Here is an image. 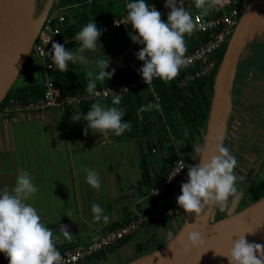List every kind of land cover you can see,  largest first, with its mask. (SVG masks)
<instances>
[{
    "label": "crops",
    "instance_id": "0c3cea01",
    "mask_svg": "<svg viewBox=\"0 0 264 264\" xmlns=\"http://www.w3.org/2000/svg\"><path fill=\"white\" fill-rule=\"evenodd\" d=\"M112 1L114 3L117 0ZM129 1L119 0L121 8L116 11L113 8L112 14L124 13ZM149 1L145 0L146 3ZM45 2L40 4V0H36L37 8H41ZM63 2L64 0H51L52 9L58 8ZM185 8L192 15L199 12L196 7ZM81 10L82 8L74 15L70 10L66 12L69 20L77 23L82 17ZM168 12L162 16L165 21ZM115 32L108 37L100 36L98 40L101 45L108 42L113 44L114 40L124 44L121 49L114 52L111 50L108 57L109 68L106 71L115 69L117 72L123 67H138L140 60L135 53L143 45L133 42L132 36L137 33L130 28ZM263 34L258 35L245 48L231 89L233 110L224 146L230 149L238 161L234 172L241 200L234 212L244 207L243 201L251 182L258 171H264V71L250 59L254 52V41L262 39ZM201 39L198 31L185 37L188 47H197ZM77 47L79 46L67 49L75 51ZM40 59L37 69L28 66L25 72L20 73L15 88L42 84L46 76V59ZM71 68L86 76L87 71L79 63ZM78 112L87 114L82 107L67 111L50 109L12 114L0 110V189L7 187L11 190L20 169H25L32 175L39 191L28 203L37 209L43 222L54 230L53 237L60 252L71 250L77 243L90 241L101 233L128 222L134 206L148 209L151 218L139 233L97 256L93 262L125 264L144 255L142 251L147 254L169 241L168 233L171 232L174 237L185 222L188 213L179 207L176 198L181 194V184L187 182V174L181 183L172 187L162 198L144 197L151 182L159 178L161 173L163 175L174 161L175 152L178 156L183 153L181 142L172 133L168 135V143L164 142L159 126L149 136L143 137L118 139L111 132L100 134L95 130H89L85 135L87 121L71 119ZM150 137L152 142L147 144ZM194 146H202L199 139ZM189 151L187 149L186 153ZM199 156L200 153L195 151L190 157V165H195ZM85 168L99 174L101 186L98 190L86 182ZM146 170L150 179L148 181L144 178ZM93 202L101 205L104 213L110 217L107 224L94 222L91 212ZM232 204L230 198V208ZM68 211L73 213L70 218L65 215ZM216 211V219H220L230 209ZM152 221L155 222L154 226L150 224ZM60 225H66L72 233L71 241H67L59 232ZM0 264H8V258L2 252Z\"/></svg>",
    "mask_w": 264,
    "mask_h": 264
},
{
    "label": "clouds",
    "instance_id": "9594fccd",
    "mask_svg": "<svg viewBox=\"0 0 264 264\" xmlns=\"http://www.w3.org/2000/svg\"><path fill=\"white\" fill-rule=\"evenodd\" d=\"M194 3L199 10V15L195 18L184 7L183 0H165L164 6L170 9L166 21L162 19V13L145 0H130L127 3L126 19L137 33L132 36V40L143 45L135 53L137 59L143 61L137 71L147 85L151 84L154 78L165 82L171 81L179 75L182 68L188 66L185 37L203 30L205 25L198 22L200 18L207 17L214 10L218 11L223 7V0H194ZM105 31L106 29L98 28L97 23L90 20L74 37V41L79 43L75 51L53 41L47 54L57 70L67 72L69 62L89 63L85 53L95 52L98 46H102L98 40ZM94 63L99 72L86 73L88 79L86 91L89 95L99 96L100 93L96 91L97 82L104 83L110 79L115 69L106 71L109 68V58L97 59ZM121 101L122 96L113 92V106L105 107L101 103H92L87 114L82 115L78 112L72 115L71 119L87 121L85 135L89 130L92 132L95 130L100 134L111 132L120 136L130 129V122L122 119L126 115L125 109L117 107ZM160 108L159 102L156 101L142 105L139 111ZM207 141L210 143L207 149L205 146L195 147V151L201 154V159L195 165H188L181 160L178 162L176 173L168 177L171 180L181 169L187 167L188 179L181 184V194L176 198V203L185 213H195L196 217H202L206 206L227 211L230 209V198L233 203L239 198L237 176L234 172L238 161L230 149L224 146V134L208 137ZM205 152L207 158H204ZM84 171L86 182L98 190L101 186L99 174L89 168H85ZM38 191L32 175L25 169L18 171L11 190L7 187L0 189V252L8 258V264H64V257L57 249L53 237L54 230L43 222L37 209L28 203L34 199ZM91 212L96 223L107 224L110 221L102 206L95 202L91 205ZM72 214L68 211L65 215L70 218ZM189 228L194 229L195 224L189 225ZM59 232L67 241L72 240V233L66 225H60ZM246 233L252 232L233 234L236 239H233V236L230 238L227 250L215 251V254L226 257L228 264H264V245L249 242ZM168 240H173L171 232L168 233ZM186 241L183 244L185 253L205 244L204 236L197 230L188 231Z\"/></svg>",
    "mask_w": 264,
    "mask_h": 264
},
{
    "label": "built area",
    "instance_id": "2783aa9c",
    "mask_svg": "<svg viewBox=\"0 0 264 264\" xmlns=\"http://www.w3.org/2000/svg\"><path fill=\"white\" fill-rule=\"evenodd\" d=\"M109 1L112 0H85L84 2L70 5L62 4L48 14L39 30L32 49L34 55L46 59L44 65L46 76L42 81L43 93L36 98L28 97L20 99L11 97L4 103L1 111L12 114L23 112L36 113L50 109L66 110L67 108L79 107L86 102H98L112 98L113 92L124 96L127 93L140 89L148 90L157 101L160 100L159 94L155 89V81L159 78H154L152 83L147 85L141 74L136 75L130 80L116 81L97 87L96 91L100 93L99 96L89 95L86 90L77 93H64L56 85V76L63 72L56 69V66L47 54L51 49L52 42L63 44L66 49L79 46V43L74 41V37L81 29L72 30L78 24L70 21L66 12L74 8L81 9L84 5L92 6ZM250 1L223 0V7L218 11L214 10L209 16L200 18L198 22L205 25L203 30H198L202 39L197 47L186 53L189 61L188 66L182 68L176 77L179 88L188 91L194 83L214 76L220 63L219 53L226 47ZM192 2L194 3V0H183L184 7H189ZM147 3L160 11L162 16L170 10L164 6L165 0H150ZM198 15L199 12H194L193 17L195 18ZM126 17L127 10L120 15H114L112 18L100 22L97 24V27L106 29L104 33L123 28L132 29ZM65 41L68 42L65 43ZM74 65H77V63L73 64L69 62L68 70ZM181 160L188 165L191 164L186 157L178 156L171 163L165 176L148 187L145 192V198L160 199L176 185L180 177L188 171L187 167L181 169L171 180L168 177L176 173L179 167L178 162ZM150 218L151 213L148 209L134 206L132 217L128 222L115 226L90 241L77 243L76 247L71 250L61 252L64 257V264H93L97 256L108 252L112 247L139 233L147 225Z\"/></svg>",
    "mask_w": 264,
    "mask_h": 264
},
{
    "label": "water",
    "instance_id": "95a60500",
    "mask_svg": "<svg viewBox=\"0 0 264 264\" xmlns=\"http://www.w3.org/2000/svg\"><path fill=\"white\" fill-rule=\"evenodd\" d=\"M263 7L264 0L250 1L226 45L214 76L212 101L202 143L206 149L210 146L208 137L219 133L224 134L225 144L233 110L231 89L240 60L246 46L264 30L250 38H244V32L254 14ZM50 10L51 0H47L40 9L36 6V0H0V106L29 60L39 30ZM204 158H207L206 152ZM240 200L241 197L231 205L230 212L220 219H214L212 213L215 208L207 206L202 217L188 213L172 241L125 264H228L227 258L216 255L215 251H226L233 234L249 231L252 233L245 234L249 242L264 245V196L234 212ZM192 224H195L194 229L189 228ZM190 230L200 231L205 244L185 253L183 244L187 242L186 235ZM232 238L236 239L235 236Z\"/></svg>",
    "mask_w": 264,
    "mask_h": 264
},
{
    "label": "trees",
    "instance_id": "16d2710c",
    "mask_svg": "<svg viewBox=\"0 0 264 264\" xmlns=\"http://www.w3.org/2000/svg\"><path fill=\"white\" fill-rule=\"evenodd\" d=\"M84 1L85 0H64L63 3L70 5ZM113 8V1L98 3L92 6L84 5L80 11L82 17L77 20L78 25L72 28V30L81 29L90 20H93L97 24L108 20L116 15L112 14ZM194 48L195 47L187 46V52L193 50ZM224 51L223 53H219L220 62ZM142 64L143 61H140L139 66L136 68L123 67L119 71L115 72L113 76L110 79H107L104 83L98 82L97 87L116 81L130 80L134 78L136 75L140 74L137 69H139ZM215 75L216 73L214 76ZM214 76L194 83L188 91L178 87L176 78L167 82L161 79L156 80L155 89L160 98L158 101L161 106L160 110L153 109L151 111H139L142 105H147L157 101L153 94L146 89H140L125 94L122 96V101L120 105H117V107L125 109L126 115L122 119L130 122V129L126 130L122 135L116 137L118 139H122L124 137L149 136L150 132L154 129H158L159 126V133L161 132V135H163L162 140L168 143V135L172 133L175 138L180 140V148L186 155L184 157L190 161L191 155L195 152V141L199 139L200 144H202L204 140L202 131L205 129L209 116ZM55 83L63 90L64 93H77L86 90L88 79L83 72H77L74 71L73 68H70L67 72L59 73L55 78ZM42 93L43 85L41 83H34L24 88L11 89L7 98L0 106V110H2L4 103L11 97L20 99H26L28 97L36 98L41 96ZM92 103H101L106 107L113 106L112 98H109L98 102H86L79 107H82L84 113H87L90 110ZM69 109L70 108H67L66 111ZM185 133H187V135H185ZM151 142L152 140L150 137L147 144H150ZM170 148L173 149L174 147ZM187 149L190 150L188 154L186 153ZM174 157L175 159L178 157L176 152ZM167 171L163 175L161 173L159 178L151 182V185L161 180ZM144 178L147 181L150 180L147 170L145 171ZM263 196L264 171L262 173L258 171L256 177L248 188L245 196L244 207L251 202L257 201Z\"/></svg>",
    "mask_w": 264,
    "mask_h": 264
},
{
    "label": "rangeland",
    "instance_id": "374dc122",
    "mask_svg": "<svg viewBox=\"0 0 264 264\" xmlns=\"http://www.w3.org/2000/svg\"><path fill=\"white\" fill-rule=\"evenodd\" d=\"M45 1L46 0H40V4H43ZM190 7H194L195 8V3H193V2L190 3ZM52 8L53 7H51L50 12L53 11ZM120 8L121 7H120L119 0L115 1L114 2V10L116 11V10H118ZM38 9H40V6L38 7ZM79 10H80L79 8H74V9H72L70 11L74 15V13L78 12ZM68 12H69V10L67 11V13ZM70 15H71V13H70ZM112 32L116 33L115 30H114V31H111V32L103 33L101 36L108 37L111 34H114ZM251 37H253V36H251ZM114 41L115 42L113 44L110 43V42H108L107 44H102V46H98V48H97V50L95 52H91V51L86 52L85 55L88 58L89 63H87V64H81V63H79L80 66L84 70H86L87 72L88 71H92L93 73H98L99 72V69L97 70L98 67L96 66V64L94 63V61L97 60V59H108L109 54L111 53V50L114 52V51H116V49H121V48L124 47V44H122L121 42H117V40H114ZM252 47H253L254 52L250 55L251 56V58H250L251 59V62L253 61V63L255 65L259 66V69H262L264 71V34L262 36V39H257V40L254 41ZM225 48L220 53H223V51L225 50ZM40 61H41V59L39 57H37L36 55H34L33 53H31V55L29 57V60L27 61L25 67L22 70V72H25L26 69L28 68V66H34V68L37 69L39 67V65H40ZM17 81L15 82V84H14V86H13L12 89H15L16 84H17ZM181 155L186 156L184 153H181ZM186 174H187V172L180 177V179L178 180V182L176 184L181 183ZM243 202H245V200ZM216 214H217V211L215 209V211L212 213V216H213L214 219H216ZM150 224H151V226H154L155 225V222L152 221ZM145 252L146 251H142V253L146 254Z\"/></svg>",
    "mask_w": 264,
    "mask_h": 264
},
{
    "label": "bare ground",
    "instance_id": "6f19581e",
    "mask_svg": "<svg viewBox=\"0 0 264 264\" xmlns=\"http://www.w3.org/2000/svg\"><path fill=\"white\" fill-rule=\"evenodd\" d=\"M264 30V7L258 10L244 32L245 37H251Z\"/></svg>",
    "mask_w": 264,
    "mask_h": 264
}]
</instances>
